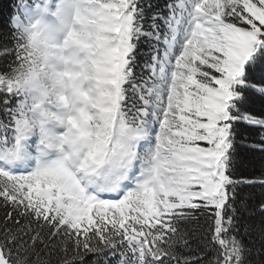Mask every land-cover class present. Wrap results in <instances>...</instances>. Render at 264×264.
I'll return each instance as SVG.
<instances>
[{
  "label": "snow or ice",
  "instance_id": "6c2138e0",
  "mask_svg": "<svg viewBox=\"0 0 264 264\" xmlns=\"http://www.w3.org/2000/svg\"><path fill=\"white\" fill-rule=\"evenodd\" d=\"M0 208V264H248L264 0L0 5Z\"/></svg>",
  "mask_w": 264,
  "mask_h": 264
},
{
  "label": "trees",
  "instance_id": "16d2710c",
  "mask_svg": "<svg viewBox=\"0 0 264 264\" xmlns=\"http://www.w3.org/2000/svg\"><path fill=\"white\" fill-rule=\"evenodd\" d=\"M14 0H0V5L5 6L7 8H11L12 3ZM160 3H163L164 0H159ZM238 148L241 151V154H244V145L238 144ZM3 215V209L0 208V216ZM241 220L243 223H238L237 232L235 233L237 237L242 241L245 247L249 250L247 254V261L248 264H264V237L261 236L259 225L260 220L257 217L250 216L249 213L244 212L241 216ZM247 224L254 225V229H257L256 232L252 234V232L245 231V227ZM195 227V225H193ZM239 234H246L247 241L241 239ZM189 246L191 249L195 251H199V247H202L200 243V239L196 234H193L189 237ZM260 252V254H259ZM188 253L185 252V255Z\"/></svg>",
  "mask_w": 264,
  "mask_h": 264
},
{
  "label": "rangeland",
  "instance_id": "374dc122",
  "mask_svg": "<svg viewBox=\"0 0 264 264\" xmlns=\"http://www.w3.org/2000/svg\"><path fill=\"white\" fill-rule=\"evenodd\" d=\"M252 234L257 231V229L250 230ZM241 236V239L244 241H247V235L246 234H239ZM200 248V247H199ZM260 254V252H259Z\"/></svg>",
  "mask_w": 264,
  "mask_h": 264
}]
</instances>
